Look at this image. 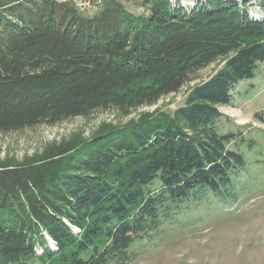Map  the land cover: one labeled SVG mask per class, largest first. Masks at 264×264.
I'll return each instance as SVG.
<instances>
[{"label":"trees","instance_id":"obj_1","mask_svg":"<svg viewBox=\"0 0 264 264\" xmlns=\"http://www.w3.org/2000/svg\"><path fill=\"white\" fill-rule=\"evenodd\" d=\"M142 3V15L107 1L84 16L65 1L0 0L1 132L151 105L223 62L171 115L0 162V264H126L182 202L229 193L246 168L215 122L264 62V0L257 20L248 0Z\"/></svg>","mask_w":264,"mask_h":264},{"label":"rangeland","instance_id":"obj_2","mask_svg":"<svg viewBox=\"0 0 264 264\" xmlns=\"http://www.w3.org/2000/svg\"><path fill=\"white\" fill-rule=\"evenodd\" d=\"M61 1L76 6L78 0ZM107 1H118L135 15L147 13L142 0H102L98 9L81 14L93 15ZM199 1L180 0L191 8ZM259 1L248 0L246 5L255 20L263 16ZM222 63L220 59L190 73L178 92L151 105L98 109L55 123L0 131V162H22L50 146L84 142L105 128L124 127L145 116L171 115L184 104L191 88L207 80ZM231 95L232 104L219 107L222 115L215 128L219 133L235 134L236 140L228 146L243 154L246 168L233 178L229 193L191 196L182 202L158 230L132 246L135 257L126 264H264V62L254 78L240 81ZM49 245L55 249L52 242Z\"/></svg>","mask_w":264,"mask_h":264},{"label":"built area","instance_id":"obj_3","mask_svg":"<svg viewBox=\"0 0 264 264\" xmlns=\"http://www.w3.org/2000/svg\"><path fill=\"white\" fill-rule=\"evenodd\" d=\"M102 3V0H78L75 7L79 12H90L98 9Z\"/></svg>","mask_w":264,"mask_h":264},{"label":"crops","instance_id":"obj_4","mask_svg":"<svg viewBox=\"0 0 264 264\" xmlns=\"http://www.w3.org/2000/svg\"><path fill=\"white\" fill-rule=\"evenodd\" d=\"M59 1H61V0H59Z\"/></svg>","mask_w":264,"mask_h":264}]
</instances>
